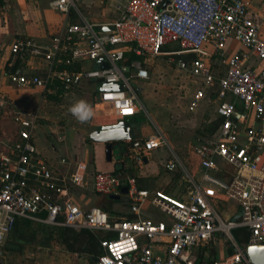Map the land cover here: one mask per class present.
<instances>
[{
	"label": "built area",
	"instance_id": "2783aa9c",
	"mask_svg": "<svg viewBox=\"0 0 264 264\" xmlns=\"http://www.w3.org/2000/svg\"><path fill=\"white\" fill-rule=\"evenodd\" d=\"M85 1L50 0L52 10L66 19H77L66 22L49 44L15 39L12 54L41 61L45 68L37 75H11V81L42 94L57 89L65 93L83 81L118 85V90L97 91L91 110L99 107L121 121L144 111L132 86L149 79L142 59L177 57L176 69L196 84L191 110L216 86L213 98L219 123L215 134L191 148L201 181L188 177L192 187L178 198L140 189L134 179L127 178L126 198L137 217L110 220L99 207L82 210L71 190L84 188L90 177L95 194H118L119 176L111 172L90 176L86 162L74 163L66 172L54 168L36 148L30 128H23L8 150L0 152V244L18 219H26L53 228L112 235L99 240L101 253L96 264H204L194 255L195 249L219 236L230 244L233 254L209 264H252L246 248L264 242V39L246 1L104 0L115 13L103 25L80 13ZM230 39L243 50L226 55L224 46ZM171 43L183 50L165 52ZM208 47L225 57L221 76L209 63ZM127 54L139 59L129 62ZM168 147L162 134L133 139L129 157L142 163L153 152ZM221 164L229 169L225 180L217 175ZM165 168L174 171L182 166L174 159ZM146 202L167 221L140 218ZM229 202L237 206L239 216L225 220L217 208ZM235 230L247 233L243 245L235 240Z\"/></svg>",
	"mask_w": 264,
	"mask_h": 264
},
{
	"label": "crops",
	"instance_id": "0c3cea01",
	"mask_svg": "<svg viewBox=\"0 0 264 264\" xmlns=\"http://www.w3.org/2000/svg\"><path fill=\"white\" fill-rule=\"evenodd\" d=\"M245 1L249 9V0ZM49 2L50 0H0V152L8 150L9 146L18 139L20 130L28 127L31 130L32 141L42 157L54 168L63 172H66L67 167H71L74 163L86 162L90 176L95 172H114L124 178L134 179L136 186L140 189L159 190L178 198L184 196L187 191L180 190V187L187 182L188 177H192L195 182L201 181L198 160L192 154L191 148L210 139L215 134L216 126L219 123V119L215 114L216 102L213 98L216 86L211 87L206 92L205 97L196 108L190 109L192 95L188 101V110L192 113L200 109V113L204 114L202 110L204 104L214 105L212 116L210 115L211 118L208 119V125H211V128L214 127L213 132L211 134L207 133L205 138L196 139L193 144H188V151L174 146L173 142L167 140L169 143L168 148L159 149L148 158H145L142 163H136L129 157V141H127L122 144L118 152H113L111 160L107 161L105 145L95 143L89 139V135L93 130L119 122L107 114H100L98 108L95 112L91 110L95 102L94 95L97 91H100L101 84L83 81L77 87L65 93L62 89H57L51 93L42 94L32 87L17 86L10 79L11 75H37L42 73L45 68V64L41 61L12 54L11 45L15 39L31 38L39 43L49 44L52 38L63 29L66 22L77 19L74 16L66 19L63 15L52 10L49 7ZM92 9H111L113 15L110 19L93 20L88 16V12ZM80 13L93 23L103 25L111 21L115 9L104 0H86L80 6ZM251 14L254 18L257 17L253 12ZM261 34L263 37L264 32H261ZM232 44L238 45V47H232ZM206 50L210 54L209 63L215 74L221 76L225 70V57L214 52L211 47L206 48ZM241 50H243V47L233 39L228 40L224 46L226 55ZM251 65H255L258 69L261 67L258 62H251ZM87 89L90 97L85 104L92 114L86 120L81 121L75 115L72 116L68 113L57 114L52 110L60 102L68 99L73 90L76 94L79 93L78 96H81ZM45 108H47V111ZM203 119L205 120V118ZM203 119L202 121H204ZM129 121L133 126L135 138H147L157 134V130L150 127L147 116L142 112L130 118ZM60 134H67L66 141H63L59 146L50 143L56 135ZM174 159L182 166L180 170L185 175L178 174L179 168L174 171H168L165 168V164ZM62 161L65 163L63 164ZM185 166L188 168L187 171ZM220 168L222 171L217 175L225 180L229 175V169L223 164L220 165ZM71 194L82 210H88L94 206L107 207L113 218L118 219L126 215L137 217L130 211L126 196H122L119 201L111 200L109 202L108 196L92 192L90 177H88L87 185L84 188L72 189ZM100 196L102 197L100 198ZM238 216L239 210L236 206L232 212H229L228 218H237ZM139 217L155 221H167L166 217L149 202L141 207ZM27 221L35 222L32 220ZM49 228L53 229V227ZM231 249L223 242L222 238L217 237L209 244L198 247L194 255L198 261L207 264L229 256ZM75 257L76 262L73 264H96L92 261L95 257L90 258L85 254H79Z\"/></svg>",
	"mask_w": 264,
	"mask_h": 264
},
{
	"label": "rangeland",
	"instance_id": "374dc122",
	"mask_svg": "<svg viewBox=\"0 0 264 264\" xmlns=\"http://www.w3.org/2000/svg\"><path fill=\"white\" fill-rule=\"evenodd\" d=\"M248 4L249 11L257 16L255 18L260 30L264 32V0H249ZM112 15L111 9H92L88 12V16L93 20L110 19ZM234 45L232 44V47H238ZM163 50L165 52L181 51L183 48L178 43H171ZM171 59L174 60L173 63ZM177 59V57L160 56L148 60L149 79L133 83L132 86L143 104L142 113L147 116L150 127L157 130V134H162L168 141L173 142L174 146L188 151V144H193L196 139L206 137L207 129L211 128V125H208V119L212 116L214 105L204 104L202 107L204 114L200 113V109L194 113L188 110V101L196 84L187 74L176 69ZM78 94L73 90L68 99L52 108L54 113L62 115L68 113L73 116L70 109L79 102L86 103L90 97L88 89L81 96ZM98 109L100 110L99 107ZM45 110L47 111V108ZM99 112L106 114L105 111L100 110ZM201 118H205L203 119L205 122ZM66 135H56L50 143L59 146L66 141ZM185 169L188 170L187 166ZM181 173L185 175L179 169L178 174ZM191 187L192 185L186 182L180 190L187 191ZM235 208L236 205L232 202L218 205V211L225 220L229 219V212ZM126 217L127 215L118 219H126ZM219 237L230 246L222 236ZM77 255L79 253H72L66 249L57 230H50L49 227L37 222H29L24 227L22 226V229L12 233L5 242L0 244V263L2 264H73L76 262L75 256Z\"/></svg>",
	"mask_w": 264,
	"mask_h": 264
},
{
	"label": "trees",
	"instance_id": "16d2710c",
	"mask_svg": "<svg viewBox=\"0 0 264 264\" xmlns=\"http://www.w3.org/2000/svg\"><path fill=\"white\" fill-rule=\"evenodd\" d=\"M127 58H128L129 62L132 60H135V59H139V58H137L131 54H127ZM147 62H148V60L142 59L143 66L149 70ZM78 68H79V66H77V69ZM215 125H216V123H215ZM213 130H214V127L211 128V130L207 129V133L211 134L213 132ZM113 174L119 176V178L121 179V187H123L124 185H127V178L126 177L124 178L122 175H119V174L114 173V172H113ZM109 202H111V200H109ZM101 209L109 215L110 220H119L117 218H113V216L111 215V212L109 211V209L107 207H104ZM126 219L131 220V219H135V218L133 215H129L126 217ZM27 224H29V221L24 220V219H18L16 221V224H15L12 232L8 236H10L12 233H14L17 230L22 229V226L24 227V225H27ZM50 230H57L59 232V238L63 241L64 246L66 247V249L68 251H70L72 253L85 254L90 258H92V257L97 258L100 255L101 250L99 248V240L102 238H108V237L112 236L110 234H104V233H103V235H101L100 232H92L89 230H82L80 232H76L72 229L64 228V227L53 228V229L50 228ZM233 236L239 245H243L246 242L247 233L243 230H235L233 232ZM231 254H233L232 249H231V252L229 255H231Z\"/></svg>",
	"mask_w": 264,
	"mask_h": 264
},
{
	"label": "water",
	"instance_id": "95a60500",
	"mask_svg": "<svg viewBox=\"0 0 264 264\" xmlns=\"http://www.w3.org/2000/svg\"><path fill=\"white\" fill-rule=\"evenodd\" d=\"M119 86L115 84L101 85L100 91L107 92L110 90H118ZM130 118L119 121L117 124L110 126H104L100 129L93 130L89 139L95 143H101L105 145L106 160L110 161L113 152H118L122 147V144L127 141H131L135 138L133 135V126L129 121ZM128 192L127 186L120 188L118 194L109 195L108 199L112 201H119L122 196H126ZM246 256L252 264H264V242L251 245L246 248ZM94 263L97 262V258H93Z\"/></svg>",
	"mask_w": 264,
	"mask_h": 264
},
{
	"label": "clouds",
	"instance_id": "9594fccd",
	"mask_svg": "<svg viewBox=\"0 0 264 264\" xmlns=\"http://www.w3.org/2000/svg\"><path fill=\"white\" fill-rule=\"evenodd\" d=\"M70 111L81 121L86 120L92 114L84 102H79L73 106Z\"/></svg>",
	"mask_w": 264,
	"mask_h": 264
},
{
	"label": "flooded vegetation",
	"instance_id": "af4514ba",
	"mask_svg": "<svg viewBox=\"0 0 264 264\" xmlns=\"http://www.w3.org/2000/svg\"><path fill=\"white\" fill-rule=\"evenodd\" d=\"M0 264H2V262Z\"/></svg>",
	"mask_w": 264,
	"mask_h": 264
}]
</instances>
